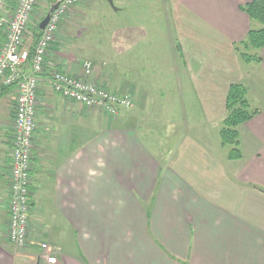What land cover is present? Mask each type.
Here are the masks:
<instances>
[{"label":"crops","instance_id":"0c3cea01","mask_svg":"<svg viewBox=\"0 0 264 264\" xmlns=\"http://www.w3.org/2000/svg\"><path fill=\"white\" fill-rule=\"evenodd\" d=\"M252 1L115 0L121 51L105 49L100 65L89 60L96 84L133 99L116 118L53 92L52 72L81 76L88 60L67 59L62 37L50 48L29 230L56 249L57 264H264V109L250 103L251 90H264V48L258 63L242 57L249 32L261 28L244 11ZM233 85L256 112L237 128L236 161L219 152ZM15 98V87L0 83V264H47L40 249L7 237ZM160 120L169 129L153 125Z\"/></svg>","mask_w":264,"mask_h":264},{"label":"built area","instance_id":"2783aa9c","mask_svg":"<svg viewBox=\"0 0 264 264\" xmlns=\"http://www.w3.org/2000/svg\"><path fill=\"white\" fill-rule=\"evenodd\" d=\"M85 1L88 0H56L54 4L59 5L51 15L45 30L41 31L36 44L32 45L33 54L30 58L31 50L24 42L29 34V25L38 0H0V32L5 38L4 42L0 43V83L6 88L15 87L16 90L10 178L5 200L9 216L8 240L17 248L40 249L47 264H57L56 249L41 243L39 236L29 230L32 209L31 173L39 109L38 89L49 50L55 40L60 14L66 7L68 9V6ZM29 62L31 74L26 75L24 67ZM83 68L84 73L81 76L52 72L49 83L53 92L79 104L85 110L103 112L114 118L134 107L130 96H120L100 87L91 79L92 62L85 61Z\"/></svg>","mask_w":264,"mask_h":264},{"label":"rangeland","instance_id":"374dc122","mask_svg":"<svg viewBox=\"0 0 264 264\" xmlns=\"http://www.w3.org/2000/svg\"><path fill=\"white\" fill-rule=\"evenodd\" d=\"M49 1H51L52 4L56 2V0H40V4L37 6L38 11L37 13H34L29 25V34L26 36V40L24 42L26 47H30L35 41L34 36L38 25L45 18L49 10ZM129 1L133 2L138 0ZM68 7L70 8L67 9L66 7L64 12L59 16L60 20L57 22V33L55 35V40L52 44V47L58 43L62 37L63 42L65 43L64 46L66 47L67 59H70L71 62L75 61L76 63L78 62L76 59H87L88 61H90L89 59H93L98 63V65H100V63H104L106 60L105 49L110 51L113 49H118L121 51V33L120 29H118L120 27L115 24L118 22L120 23L123 15L116 13L114 8L106 0H88L83 3L77 5L73 4ZM115 7L117 6L115 5ZM97 52H100L102 56ZM243 53L254 60L253 62L258 63V50L250 48L249 50L243 51ZM257 89H253L250 92V96L252 97V99L250 97L251 107L252 109H264V98L262 96L259 98L254 96V93H256L258 90L262 91L261 95L263 94L264 96V90L261 88L258 90ZM185 107L186 110L192 109L194 112V107L196 106H191V104H188ZM179 113L185 114V112ZM153 125L164 131L169 129L170 124L166 121L160 120L156 121ZM183 125L184 120L181 118L177 124L173 125V128L177 131L184 130L185 127ZM11 126L12 129L8 133V135L11 136L10 139L12 138L14 131V119L11 123ZM230 149V147H227L224 149V151H222L223 149L221 148L219 149V152L220 154H225L227 156Z\"/></svg>","mask_w":264,"mask_h":264},{"label":"trees","instance_id":"16d2710c","mask_svg":"<svg viewBox=\"0 0 264 264\" xmlns=\"http://www.w3.org/2000/svg\"><path fill=\"white\" fill-rule=\"evenodd\" d=\"M244 7V11L249 18L259 23L261 28L249 32L248 40L242 44L243 51L249 50L250 48L255 50L262 49L264 48V0H253ZM40 36L41 31L38 27L34 36L35 41L33 42V46L36 44ZM32 54L33 49L31 50L30 58L32 57ZM242 57L250 63L254 61L243 52ZM227 112L228 115L223 122L220 136L222 145L231 148L228 153V159L230 161H236L242 158L239 149L240 142L237 128L252 120L256 115V112L252 111L250 108L247 99V90L243 86L233 85L230 87L227 95Z\"/></svg>","mask_w":264,"mask_h":264},{"label":"water","instance_id":"95a60500","mask_svg":"<svg viewBox=\"0 0 264 264\" xmlns=\"http://www.w3.org/2000/svg\"><path fill=\"white\" fill-rule=\"evenodd\" d=\"M113 8L114 10L117 12L119 9L115 7L114 1L115 0H106ZM59 3L56 4H52L47 15L45 16V18L41 21V23L39 24V30L40 31H44L46 26L48 25L49 21H50V17L53 14V12L57 9Z\"/></svg>","mask_w":264,"mask_h":264}]
</instances>
